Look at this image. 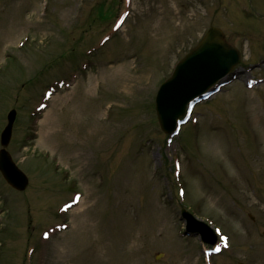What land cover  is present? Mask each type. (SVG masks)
<instances>
[{"label": "rangeland", "instance_id": "rangeland-1", "mask_svg": "<svg viewBox=\"0 0 264 264\" xmlns=\"http://www.w3.org/2000/svg\"><path fill=\"white\" fill-rule=\"evenodd\" d=\"M209 27L236 78L166 143L156 91ZM12 109L29 185L0 176V264H206L183 208L229 238L210 264H264V0H0V133Z\"/></svg>", "mask_w": 264, "mask_h": 264}, {"label": "water", "instance_id": "water-1", "mask_svg": "<svg viewBox=\"0 0 264 264\" xmlns=\"http://www.w3.org/2000/svg\"><path fill=\"white\" fill-rule=\"evenodd\" d=\"M239 61L238 53L224 42L222 32L210 27L199 43L176 67L172 77L158 90L156 113L160 127L171 131L188 101L202 95L224 77ZM15 112L7 115V125L1 133L0 143L5 147L11 136ZM0 172L16 190H23L26 177L13 165L8 153L0 150ZM188 229L197 231L191 218L184 214ZM202 232V231H201Z\"/></svg>", "mask_w": 264, "mask_h": 264}, {"label": "bare ground", "instance_id": "bare-ground-1", "mask_svg": "<svg viewBox=\"0 0 264 264\" xmlns=\"http://www.w3.org/2000/svg\"><path fill=\"white\" fill-rule=\"evenodd\" d=\"M126 21H127V20H126ZM126 21H125V22H126ZM125 22H124V23H125ZM124 23H123V25H124ZM109 42H110V41H109ZM107 43H108V42H107ZM107 43L105 44V46L107 45ZM81 203H82V199H80V201H79V203H78V207H80ZM78 207H77V208H78Z\"/></svg>", "mask_w": 264, "mask_h": 264}, {"label": "snow or ice", "instance_id": "snow-or-ice-1", "mask_svg": "<svg viewBox=\"0 0 264 264\" xmlns=\"http://www.w3.org/2000/svg\"><path fill=\"white\" fill-rule=\"evenodd\" d=\"M217 251H219V249H217Z\"/></svg>", "mask_w": 264, "mask_h": 264}]
</instances>
